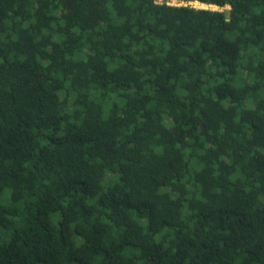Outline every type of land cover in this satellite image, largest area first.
Returning a JSON list of instances; mask_svg holds the SVG:
<instances>
[{"label":"trees","instance_id":"1","mask_svg":"<svg viewBox=\"0 0 264 264\" xmlns=\"http://www.w3.org/2000/svg\"><path fill=\"white\" fill-rule=\"evenodd\" d=\"M169 1L0 0V264H264V0Z\"/></svg>","mask_w":264,"mask_h":264},{"label":"rangeland","instance_id":"2","mask_svg":"<svg viewBox=\"0 0 264 264\" xmlns=\"http://www.w3.org/2000/svg\"><path fill=\"white\" fill-rule=\"evenodd\" d=\"M157 1H161V0H157ZM168 3H171V4H180V3H178L176 0H171V1H169ZM189 4H191V5H193V6H195V7H209V8H213V9H218V7L217 6H214V5H209V6H207V5H205V4H203V3H199V2H189ZM219 9H228V6H225V7H223V8H219ZM167 121H169V119H166ZM113 176V173H111V172H107L106 173V176H105V178L107 179V178H110V177H112ZM52 217L54 218V220H56V218L58 217V213H54L53 215H52Z\"/></svg>","mask_w":264,"mask_h":264},{"label":"bare ground","instance_id":"3","mask_svg":"<svg viewBox=\"0 0 264 264\" xmlns=\"http://www.w3.org/2000/svg\"><path fill=\"white\" fill-rule=\"evenodd\" d=\"M192 2H197V1H192Z\"/></svg>","mask_w":264,"mask_h":264}]
</instances>
